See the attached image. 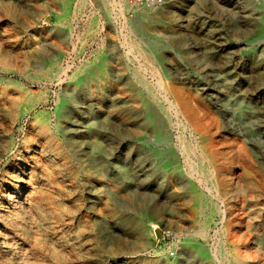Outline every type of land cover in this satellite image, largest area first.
Here are the masks:
<instances>
[{"label":"rangeland","instance_id":"374dc122","mask_svg":"<svg viewBox=\"0 0 264 264\" xmlns=\"http://www.w3.org/2000/svg\"><path fill=\"white\" fill-rule=\"evenodd\" d=\"M263 15L264 0H0V264H229L239 252L264 264ZM35 65L60 74H20ZM10 79L49 101L14 122L1 92H28ZM43 109L55 138L34 154ZM26 154L22 199L33 191L6 203ZM194 190L217 208L209 219Z\"/></svg>","mask_w":264,"mask_h":264},{"label":"bare ground","instance_id":"6f19581e","mask_svg":"<svg viewBox=\"0 0 264 264\" xmlns=\"http://www.w3.org/2000/svg\"><path fill=\"white\" fill-rule=\"evenodd\" d=\"M263 17H264V15H263ZM151 37L153 39L154 44L158 45V44L162 43V39L157 38L155 34H151ZM133 47H134V49H136L138 52H140L142 54L143 58L145 59V61L147 63L156 67V57L154 55H152L148 50H146V48H144L137 41H133ZM2 67L14 69V67L10 66L9 64H4ZM34 67L35 68L40 67V68L34 69V70H29V71H20V74L24 77H27L28 79L33 80V81L36 79H41L42 77H45V76H48V78L54 80V78L60 74L59 70L57 71V70H54L52 68L48 69L46 71V69H44L45 67L41 66V65H35ZM51 70H52V72H51ZM138 80L142 84H144L146 87L149 86V84L147 83V81L143 77H139ZM10 82L12 84L20 87V88H23L26 92H28V95L26 96L25 99H22L20 97H18V98L13 97L8 93L7 90H4L3 92H1L2 99L4 101V106L8 107V110H9L10 115L12 116V120L14 122L16 120L23 118L24 116L30 114L32 109H34L38 104L47 103L49 101V97L47 95L44 96L43 93L35 94L33 89L29 85H27V83H25L21 80L10 79ZM56 97H57V100H56L57 105L59 107H61L63 105L62 99H64V95L61 92H57ZM179 105H180V108H181L185 118L187 119L188 122H190L188 124H191L194 130L199 131L202 134V136L205 137L207 135V131L204 128L205 126H204L203 120L196 113L195 109L184 98L179 99ZM48 112H49L48 110L43 109L41 111L36 112L34 115V120H35L34 124L37 125L40 136L42 135L43 137L46 138V143L41 141V144L38 145L36 147V149H34L35 150L34 154L39 153V152L45 153L47 148H49L50 142L55 138L54 129H53V126L51 125V119H49L48 114H47ZM58 120H59V118H58ZM151 123L155 129L160 128L159 115L155 111L151 112ZM59 126H60L59 121H57L55 124V129L59 130ZM28 148H29V146H27V151L29 150ZM182 148H184L183 151L185 150V152L187 153L186 156H189L191 159V157L193 156V153H195L196 148L194 149V146L191 143L184 145ZM205 150L207 151L209 158H211L212 160L217 158L218 151L214 150L210 144H208L206 146ZM34 154H32V155L26 154L24 156V159L26 161L27 166L22 167V164L17 163V161H16L17 159H15L14 161L11 162V164H12L11 168H13V170L16 171V173H18L19 180L17 182H13V183L11 181L7 182L9 192L7 195H4V197H3V200L6 203L11 202L12 200L15 199L14 194L18 190H19L18 191V197L16 196L17 197L16 198L17 203H23V205H24L28 201V197L30 196V194L32 193L33 190L29 194H27L28 197H26L25 199L24 198L22 199L21 195L23 194L24 187H22L19 184V182H23V178H24L23 175H25V173L28 170L30 171L29 174H31L34 171L36 164L29 162L30 159L32 157H34ZM190 163H192V161ZM217 169H218L217 172H221L222 169L225 170L223 166H218ZM209 171H210V168H209ZM234 171H235V169H234ZM8 172L9 171H7L6 174H8ZM230 173L231 174H227L226 176H224V179L233 180L235 178V175H237V173H232V172H230ZM249 173H250V171L248 169H245V171H243V174H247V176L249 175ZM20 186H21V188H19ZM32 189H34V186H32ZM194 191H195L196 200L199 203L201 209H206V210L208 209L209 210V215L207 217V219H209L217 211V208L213 204H211L209 200H205L203 193H201L199 190H194ZM254 213H256V212H254ZM206 225H207V221H205L200 226V229H198V231H196L194 233V235L204 236ZM144 242H145V239L142 237L141 243L143 244ZM206 260H207L206 264H213V261L210 257H207ZM229 264H244L243 255L240 252L233 254L232 262H230Z\"/></svg>","mask_w":264,"mask_h":264}]
</instances>
